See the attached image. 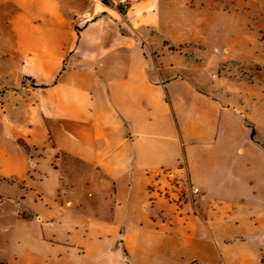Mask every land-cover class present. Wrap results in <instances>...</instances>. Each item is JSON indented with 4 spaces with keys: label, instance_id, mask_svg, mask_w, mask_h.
Returning a JSON list of instances; mask_svg holds the SVG:
<instances>
[{
    "label": "crops",
    "instance_id": "0c3cea01",
    "mask_svg": "<svg viewBox=\"0 0 264 264\" xmlns=\"http://www.w3.org/2000/svg\"><path fill=\"white\" fill-rule=\"evenodd\" d=\"M184 8L0 0V70L16 83L0 119L41 146L63 130L59 148L99 169L69 211L47 203L25 229L39 231V264H264V142L219 102L212 58L183 50Z\"/></svg>",
    "mask_w": 264,
    "mask_h": 264
},
{
    "label": "rangeland",
    "instance_id": "374dc122",
    "mask_svg": "<svg viewBox=\"0 0 264 264\" xmlns=\"http://www.w3.org/2000/svg\"><path fill=\"white\" fill-rule=\"evenodd\" d=\"M180 1L191 30L183 50L201 63L212 58L219 102L239 111L240 122L255 130L254 139L264 142V0ZM14 88L13 78L0 70V99ZM2 119L0 264H39V256L30 254H39V231L31 229L29 235L25 229L39 226V211H45L47 203L52 209L69 211L68 197L79 194L82 198L84 180L97 177L99 169L78 165L71 153L59 148L69 144L63 130L54 137L55 142L41 146L39 131L26 130L9 113L2 114ZM43 193L54 200L46 202ZM57 219L49 223L56 229ZM61 220L64 227L67 217ZM45 231L52 235L48 228ZM61 236L66 239L64 232Z\"/></svg>",
    "mask_w": 264,
    "mask_h": 264
},
{
    "label": "built area",
    "instance_id": "2783aa9c",
    "mask_svg": "<svg viewBox=\"0 0 264 264\" xmlns=\"http://www.w3.org/2000/svg\"><path fill=\"white\" fill-rule=\"evenodd\" d=\"M116 4L120 12H126L129 8V0H116ZM195 192H197V190H195ZM189 264H200V263L197 261H192Z\"/></svg>",
    "mask_w": 264,
    "mask_h": 264
}]
</instances>
